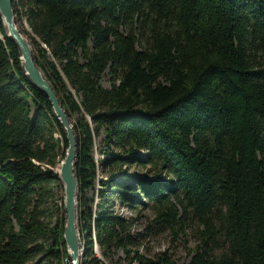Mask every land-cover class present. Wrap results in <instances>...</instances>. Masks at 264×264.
Returning a JSON list of instances; mask_svg holds the SVG:
<instances>
[{"label": "trees", "instance_id": "obj_1", "mask_svg": "<svg viewBox=\"0 0 264 264\" xmlns=\"http://www.w3.org/2000/svg\"><path fill=\"white\" fill-rule=\"evenodd\" d=\"M12 7L76 136L80 264H182L139 247L188 222L200 229L185 264H264V0ZM65 147L0 18V264H69L50 168ZM144 206L153 217L132 232Z\"/></svg>", "mask_w": 264, "mask_h": 264}, {"label": "water", "instance_id": "obj_2", "mask_svg": "<svg viewBox=\"0 0 264 264\" xmlns=\"http://www.w3.org/2000/svg\"><path fill=\"white\" fill-rule=\"evenodd\" d=\"M0 18L5 36L14 43L19 52L23 74L47 98L52 114L64 130L66 147L63 157L59 159L56 171L57 178L62 187V205L64 211L62 238L69 264H80L81 257L83 256V247L77 231V181L74 169L77 142L73 126L61 106L53 87L34 61L32 47L17 24L12 0H0ZM95 251L98 253L97 249Z\"/></svg>", "mask_w": 264, "mask_h": 264}, {"label": "rangeland", "instance_id": "obj_3", "mask_svg": "<svg viewBox=\"0 0 264 264\" xmlns=\"http://www.w3.org/2000/svg\"><path fill=\"white\" fill-rule=\"evenodd\" d=\"M18 24V23H17ZM22 27L27 30V26L25 23H22ZM103 86H108L107 82L103 78L101 81ZM57 136V134H56ZM102 136H99L94 139L93 149H92V155L95 159H98L100 157L99 150L102 149V145L100 142V138ZM59 162V161H58ZM57 164L55 167H50L52 170H56ZM125 170L127 172H133L138 174H144L145 169L141 168L138 165L130 164L126 166ZM98 175L104 176V174L101 173L100 169H98ZM85 195L87 198L92 197L94 201H98L95 197L94 190H88L85 192ZM114 210L122 213L125 216H135L136 212L134 210H128L124 207H120L117 205V202H115ZM153 217L152 211L148 207H143L142 210L139 212V217L137 219V222L132 224L130 227V230L132 232L140 231L143 225H145L151 218ZM197 229H200L193 223L188 222L185 227L182 228V230H174L171 231L167 228H164L162 230L156 229L151 234H148L146 238L144 239V242H142V246L139 247V249H146L149 254H153L155 252H166L169 254L174 260H176L178 263L185 264L189 256L191 254V249L196 245L198 238H197Z\"/></svg>", "mask_w": 264, "mask_h": 264}, {"label": "bare ground", "instance_id": "obj_4", "mask_svg": "<svg viewBox=\"0 0 264 264\" xmlns=\"http://www.w3.org/2000/svg\"><path fill=\"white\" fill-rule=\"evenodd\" d=\"M57 168H58V165H57ZM57 168H56V170H53V171H55V172H56V171H57Z\"/></svg>", "mask_w": 264, "mask_h": 264}]
</instances>
